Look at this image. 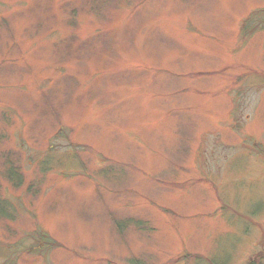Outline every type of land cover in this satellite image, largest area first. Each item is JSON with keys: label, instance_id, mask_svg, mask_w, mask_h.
Segmentation results:
<instances>
[{"label": "rangeland", "instance_id": "rangeland-1", "mask_svg": "<svg viewBox=\"0 0 264 264\" xmlns=\"http://www.w3.org/2000/svg\"><path fill=\"white\" fill-rule=\"evenodd\" d=\"M0 264H264V0H0Z\"/></svg>", "mask_w": 264, "mask_h": 264}, {"label": "trees", "instance_id": "trees-1", "mask_svg": "<svg viewBox=\"0 0 264 264\" xmlns=\"http://www.w3.org/2000/svg\"><path fill=\"white\" fill-rule=\"evenodd\" d=\"M116 227H119V225L117 224ZM43 234H45V233H43ZM45 235H46V234H45ZM43 236H44V235H43ZM53 242H54L53 240H49V239H47V240H45V241L41 240V244L47 245V247L55 246L56 244L53 243Z\"/></svg>", "mask_w": 264, "mask_h": 264}]
</instances>
